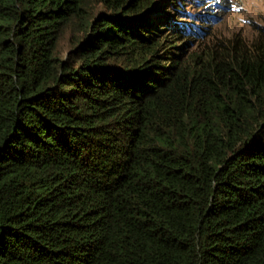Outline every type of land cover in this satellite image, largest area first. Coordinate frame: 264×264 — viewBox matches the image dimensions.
<instances>
[{
  "label": "trees",
  "instance_id": "obj_1",
  "mask_svg": "<svg viewBox=\"0 0 264 264\" xmlns=\"http://www.w3.org/2000/svg\"><path fill=\"white\" fill-rule=\"evenodd\" d=\"M212 16L0 0V264H264V26Z\"/></svg>",
  "mask_w": 264,
  "mask_h": 264
},
{
  "label": "rangeland",
  "instance_id": "obj_2",
  "mask_svg": "<svg viewBox=\"0 0 264 264\" xmlns=\"http://www.w3.org/2000/svg\"><path fill=\"white\" fill-rule=\"evenodd\" d=\"M229 3L234 2V10L221 13L216 17V21L212 23L218 32L230 35L236 31L243 33L251 32L254 25L264 26V0H226ZM187 4L189 12L193 13H210L206 8L200 10L201 7H195L194 0H180ZM64 58V56H63Z\"/></svg>",
  "mask_w": 264,
  "mask_h": 264
},
{
  "label": "clouds",
  "instance_id": "obj_3",
  "mask_svg": "<svg viewBox=\"0 0 264 264\" xmlns=\"http://www.w3.org/2000/svg\"><path fill=\"white\" fill-rule=\"evenodd\" d=\"M195 7H201L200 10H204L203 8L208 7L210 9L209 14H213L211 20L216 21V16H220L221 13L230 12L234 10V2L229 3L226 0H194ZM194 14L193 12H190ZM214 19V20H213Z\"/></svg>",
  "mask_w": 264,
  "mask_h": 264
}]
</instances>
